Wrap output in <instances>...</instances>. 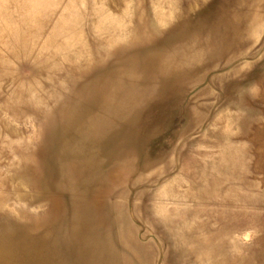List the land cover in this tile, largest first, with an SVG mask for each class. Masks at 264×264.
I'll use <instances>...</instances> for the list:
<instances>
[{
	"label": "rangeland",
	"instance_id": "rangeland-1",
	"mask_svg": "<svg viewBox=\"0 0 264 264\" xmlns=\"http://www.w3.org/2000/svg\"><path fill=\"white\" fill-rule=\"evenodd\" d=\"M0 264H264V0H0Z\"/></svg>",
	"mask_w": 264,
	"mask_h": 264
},
{
	"label": "bare ground",
	"instance_id": "bare-ground-1",
	"mask_svg": "<svg viewBox=\"0 0 264 264\" xmlns=\"http://www.w3.org/2000/svg\"><path fill=\"white\" fill-rule=\"evenodd\" d=\"M40 3L41 2L38 1V4ZM16 7H23V6H16ZM22 11L23 8L17 10L18 12L17 14L21 17H22L21 15ZM81 50L79 52L80 57H81ZM56 51H60L63 55H65L61 44H59L58 48L54 50L52 53H55ZM67 53L68 55H70L69 51ZM167 89H168L167 87L162 88L159 92V95L158 92H156L146 103H143V106L141 108H138L139 110H137L136 115L130 118H126V121L124 122L122 128V138H123V144L125 146H131L136 148L137 150H144L145 146L149 143V141L152 138H154L163 130L165 131L168 129V126L173 120V117H175V114L168 113L165 109L166 105H168V103H170L171 101V97L168 94ZM89 92L90 90L88 88L83 89L84 95L88 94ZM78 105L81 106L80 99L76 107L67 109L62 114H60L62 116L60 120H59V116L56 115V113L54 114V112H56V108L52 112H49V114H44V117L45 119L49 118L47 121L52 120L53 125H58L60 122H62L61 124L55 127V129L58 130L57 132L60 133H63L64 131L71 132L72 129H70L69 131L66 130V128L71 125L77 124V121H75V117L77 115L82 114L81 117H84L85 123L89 122L88 119H92L91 116L87 113L89 109L86 107L81 108ZM83 109L85 112H83ZM114 116H115V112H113V114L111 113V115H109L105 119V122L103 124L104 128L108 131L109 134H112L114 128V124H115ZM96 135H97V130H94L92 128L89 140H86L87 138L86 136H82L80 138L79 141V144H81L80 146L82 145L90 146L94 150V140L99 142V136ZM80 136L81 134L78 135V137ZM107 138L110 140L111 136L108 135ZM102 145L103 146L101 147H104V152H108L110 148L108 141L107 140L104 141ZM99 153L100 152H98L97 154Z\"/></svg>",
	"mask_w": 264,
	"mask_h": 264
}]
</instances>
